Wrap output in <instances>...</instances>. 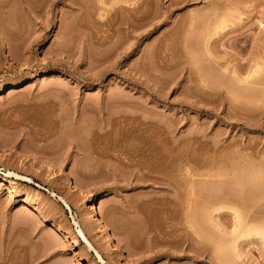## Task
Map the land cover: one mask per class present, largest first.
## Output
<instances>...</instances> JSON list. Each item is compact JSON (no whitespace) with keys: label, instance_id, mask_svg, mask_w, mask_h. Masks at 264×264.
<instances>
[{"label":"rangeland","instance_id":"obj_1","mask_svg":"<svg viewBox=\"0 0 264 264\" xmlns=\"http://www.w3.org/2000/svg\"><path fill=\"white\" fill-rule=\"evenodd\" d=\"M162 172L264 229V0H0V264H213Z\"/></svg>","mask_w":264,"mask_h":264},{"label":"bare ground","instance_id":"obj_2","mask_svg":"<svg viewBox=\"0 0 264 264\" xmlns=\"http://www.w3.org/2000/svg\"><path fill=\"white\" fill-rule=\"evenodd\" d=\"M99 2L101 3V1ZM257 70L258 69L256 68L251 70V72L248 73L246 77L254 76ZM53 71L59 72V70L57 69H54ZM237 80L240 82H243L245 80V77L244 79L237 78ZM162 174L164 175L163 172ZM163 175L162 176L160 175L161 177L156 178L157 183L159 182L162 186H166V189H171L172 191H174L173 196H171L172 200L174 202H177V204L181 203L180 207L184 206L182 205V203L183 204L185 203L186 208L184 206L183 209L184 208L185 209L181 211V213L184 216L182 217L185 218V221L188 225V228L187 227L186 228L189 229L185 233V236H184L185 240H188V242H191L192 237H195L198 239V242H200V244L202 243L203 245H205L204 251L209 247L208 250L212 254L213 260L211 261L213 264H235L236 260L240 258V246H241L240 244L247 241L251 235L256 236V238L258 239L264 240V229L259 227V225L258 226L254 224L252 225L251 223L246 221L247 220V219L245 220L246 217L245 218L242 217V214L240 213L239 209L237 210L235 207L233 208V206L229 204L230 202H228V200L230 197L227 198L226 196L228 195H226L225 192L223 194L216 192V188H219V187L216 186L213 180L215 178H212L213 176L210 173L208 174L206 172L205 175L207 178L206 179L204 178L203 180H201V182H199L201 185V188L203 189V192H201V195H199L200 193H198L197 190L195 189V186L198 184L197 182L198 180L196 181L192 180L191 177L190 179L187 178L188 179L187 190L184 193L186 195H183L184 196L183 201L181 197L182 192L178 191L179 189L177 190L175 189L176 183L174 182V180H172L170 176H166V174L164 176ZM5 177L9 178L10 181L13 180L12 179L13 177L18 180L23 179V180H27L28 182H32L31 178L15 173L14 171H10V170L5 171ZM262 180H264V178H262ZM194 182L197 184L195 185ZM74 183H75V186H79L78 181H75ZM196 187H198V185ZM175 190L177 192H175ZM11 191L12 190L9 189L8 193H11ZM219 191H221V188H219ZM194 197H197L198 199L200 198V201L197 203L198 200H195ZM58 199L66 209L68 210L70 209L69 204L62 196H60ZM223 210H225V212L227 211L232 212L231 216H233L232 219L234 221H232L233 223L231 222L230 226H223L224 224L221 226V223L219 225V222H217L218 221L217 217L220 215V213ZM88 211H89L88 212L89 220H92V221L95 220V222L99 223V231L101 232L102 235L106 236L107 241L110 242L112 246H114V248L119 247L120 249L125 251V253L127 254V260L128 261L131 260L132 259L131 254L129 253V251L127 252L126 248L121 243V240L117 238V236L109 232L108 225L105 222V220L102 217L100 218V216L98 215L96 206L94 204L93 205L91 204L90 209ZM135 214L137 215V213ZM36 218L40 219L42 218V215L36 214ZM249 219L250 218H248V220ZM75 226H76L75 227V234H76L75 237L76 238L73 239V241L78 242V240H80L83 246L86 247L87 250L93 253L95 262L104 263L105 259L102 253L97 247H94L92 242L86 236V233L84 232L81 225L78 222H75ZM195 240L196 239H194V241ZM200 251H203V250H200Z\"/></svg>","mask_w":264,"mask_h":264}]
</instances>
